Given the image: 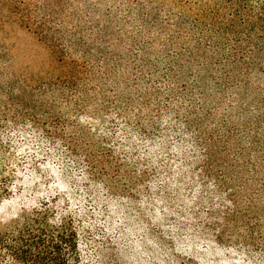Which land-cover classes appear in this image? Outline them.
<instances>
[{
    "label": "rangeland",
    "instance_id": "obj_1",
    "mask_svg": "<svg viewBox=\"0 0 264 264\" xmlns=\"http://www.w3.org/2000/svg\"><path fill=\"white\" fill-rule=\"evenodd\" d=\"M204 1L53 0L50 22V0H0V140L16 130L37 137L34 129L53 117L96 155L114 199L140 188V168L149 176L166 161L193 167L212 149V176L224 159L247 164L235 180L246 185L236 186L241 204L264 196V55L238 62ZM50 27L63 38L55 49L36 35ZM237 149L246 152L236 156ZM82 167L73 165L70 175L83 180L68 181V190L102 193ZM256 206L252 216L263 214L264 200ZM14 207L2 215L11 217ZM259 223L254 240L264 242Z\"/></svg>",
    "mask_w": 264,
    "mask_h": 264
},
{
    "label": "trees",
    "instance_id": "obj_2",
    "mask_svg": "<svg viewBox=\"0 0 264 264\" xmlns=\"http://www.w3.org/2000/svg\"><path fill=\"white\" fill-rule=\"evenodd\" d=\"M207 1L212 2L209 13L217 30L230 36L238 62L264 55V0ZM51 28L50 34L36 35L55 49L63 38ZM72 40L65 42L76 45ZM68 80L65 86L71 93L74 82L71 76ZM36 103L42 108L41 99ZM30 117L33 125L39 124L35 113ZM55 121L51 116L50 126L43 121V127L34 129L37 137L24 138L19 130L2 133L0 264H264V242L254 240L264 212L250 214L264 196L250 194L241 204L236 186L246 190V185H235V180L247 164L239 165L237 157L220 162L219 176L210 174L217 165L212 149L193 167L166 161L149 176L140 168V188L123 189L114 199L105 170L97 169L96 155ZM252 145L257 151V143ZM244 151L237 149L235 155ZM77 160L90 186L102 193L77 187L83 192L76 195L68 190V181L77 186L83 180L70 175ZM8 205L15 206L11 217L2 215Z\"/></svg>",
    "mask_w": 264,
    "mask_h": 264
}]
</instances>
